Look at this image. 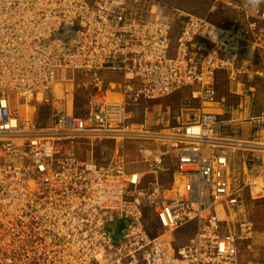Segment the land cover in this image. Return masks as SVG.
I'll return each instance as SVG.
<instances>
[{"label": "built area", "instance_id": "built-area-1", "mask_svg": "<svg viewBox=\"0 0 264 264\" xmlns=\"http://www.w3.org/2000/svg\"><path fill=\"white\" fill-rule=\"evenodd\" d=\"M130 2L0 0V264H264L245 209L264 194V108L248 139L216 110L218 74L264 51V8L217 25ZM69 70L94 76L82 111ZM182 89L200 104L186 121L136 118Z\"/></svg>", "mask_w": 264, "mask_h": 264}, {"label": "rangeland", "instance_id": "rangeland-1", "mask_svg": "<svg viewBox=\"0 0 264 264\" xmlns=\"http://www.w3.org/2000/svg\"><path fill=\"white\" fill-rule=\"evenodd\" d=\"M235 6H245L247 10H253L257 7L264 8V0H131L130 2L131 13L143 19L170 14L172 12L171 8L174 7L185 14L201 15L212 22L224 24L236 14ZM239 56L238 63L243 66L244 72L238 78L232 80L223 72L218 74L217 94L220 102L216 106V110L221 112L219 117L222 124H227L224 125L225 128L223 127V129L227 131L241 130L238 134L241 138H250L248 135L251 130L248 128L251 121L242 118L241 122H237V120L234 123L235 119L240 117L239 110H235V108L241 102L243 107L247 108L246 114L242 113V115L251 116L257 114L261 106L264 105V51L251 45L242 49ZM59 73L61 75H59L60 81L58 83L61 87L67 88L68 92H76V110L82 111L81 103L84 102L83 98H85L86 92L77 85L81 78L80 74L75 71L64 74ZM64 76L66 79H63ZM57 88H59V84H57ZM199 105L197 100L189 99V90L182 89L161 99H153L141 104L135 108L134 112H136V118L145 119L152 125L162 126L165 120H158L162 116L166 117L168 115L170 124L175 123L177 117L178 120L183 122L192 113L196 112ZM41 108L38 107L39 110ZM102 144L105 147L99 146V148L109 149L110 145L108 143L104 142ZM97 156H101L100 151L97 152ZM242 195L247 197L248 194L242 193ZM259 200L250 201L248 198L245 205L246 213L250 212L253 216L248 218L254 222L253 245L255 252H260L261 249L263 251L264 248V200ZM221 215L225 218L231 216L226 210H222ZM223 230L227 231L228 228L223 227ZM242 258L246 259L247 253L244 252L241 256V261L244 262Z\"/></svg>", "mask_w": 264, "mask_h": 264}, {"label": "bare ground", "instance_id": "bare-ground-1", "mask_svg": "<svg viewBox=\"0 0 264 264\" xmlns=\"http://www.w3.org/2000/svg\"><path fill=\"white\" fill-rule=\"evenodd\" d=\"M92 1V0H91ZM235 15V14H234ZM233 15V16H234ZM232 16V17H233ZM243 17V16H242ZM217 25H221V23H218ZM74 53V52H73ZM79 62V61H78ZM74 70H69V71H60V72H62L63 74L64 73H67V72H73ZM79 74H80V81H79V83L77 84L78 85V87H80V88H82V89H84V85H87V84H90V82L91 81H93L94 80V76H91L90 74H89V72L88 73H86L85 75L82 73V72H78ZM63 79H66V77L64 76L63 77ZM113 88L115 87V85L114 84H112L111 85ZM55 88H57V83L55 84ZM67 92H68V90H66ZM68 93H71L70 91L68 92ZM67 93V94H68ZM243 104H241V102H239L238 104H237V106H236V108H235V110H239V112H240V117H238V119L239 118H244V120H248V121H251V118L249 117V116H243L242 115V113H245L246 112V109L247 108H245V107H243ZM217 108V107H216ZM242 108V109H241ZM264 108V105H262L261 106V109L260 110H262ZM166 114V113H165ZM168 116V115H167ZM137 117V116H136ZM155 117V116H154ZM156 118V117H155ZM228 121V120H227ZM159 123V122H158ZM225 128V127H224ZM234 130V129H233ZM235 133H236V135L237 136H233V137H240V135H238L240 132H238V131H234ZM234 134V133H233ZM244 139H248V138H245V137H243ZM66 147L69 145V144H64ZM62 151H65V150H62ZM259 188H262L263 190H264V187H259ZM240 193L242 194V193H246L247 194V192H246V190H241L240 191ZM249 199H250V201H256V200H259V199H261V200H264V194L263 195H261L260 197H254V198H252V197H249ZM260 201V200H259ZM228 213H230L231 214V212L229 211V210H227V209H225ZM221 212L222 211H220V213H219V215L220 216H222L221 215ZM248 215V216H247ZM253 217L252 215H251V213L250 212H248V213H246V218H247V220H248V222L250 223V225L252 226V228L254 229V222L253 221H251L248 217ZM262 250V249H261ZM243 260H244V262L246 261V259H244V258H242Z\"/></svg>", "mask_w": 264, "mask_h": 264}, {"label": "crops", "instance_id": "crops-1", "mask_svg": "<svg viewBox=\"0 0 264 264\" xmlns=\"http://www.w3.org/2000/svg\"><path fill=\"white\" fill-rule=\"evenodd\" d=\"M245 114H246V112H245ZM243 116H244V115H243ZM241 119H242V118H239L238 121L235 120L234 123H236V121H237V122H241V121H240Z\"/></svg>", "mask_w": 264, "mask_h": 264}, {"label": "water", "instance_id": "water-1", "mask_svg": "<svg viewBox=\"0 0 264 264\" xmlns=\"http://www.w3.org/2000/svg\"><path fill=\"white\" fill-rule=\"evenodd\" d=\"M119 235H120V234H119V233H117V234H116V237H118Z\"/></svg>", "mask_w": 264, "mask_h": 264}]
</instances>
